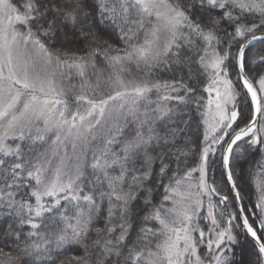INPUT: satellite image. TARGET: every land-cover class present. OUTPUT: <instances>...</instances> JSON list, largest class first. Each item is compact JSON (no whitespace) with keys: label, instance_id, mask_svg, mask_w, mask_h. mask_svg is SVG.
Returning a JSON list of instances; mask_svg holds the SVG:
<instances>
[{"label":"snow or ice","instance_id":"6c2138e0","mask_svg":"<svg viewBox=\"0 0 264 264\" xmlns=\"http://www.w3.org/2000/svg\"><path fill=\"white\" fill-rule=\"evenodd\" d=\"M256 42L264 0H0V264H264Z\"/></svg>","mask_w":264,"mask_h":264},{"label":"trees","instance_id":"16d2710c","mask_svg":"<svg viewBox=\"0 0 264 264\" xmlns=\"http://www.w3.org/2000/svg\"><path fill=\"white\" fill-rule=\"evenodd\" d=\"M107 38L109 39L110 43H112L116 46H119V47H123L122 42L116 38L115 34H110ZM262 48H264V44H262L261 42H258L255 44V47L252 48L251 51H252V53H255ZM100 67H103V65H100ZM244 106H245L244 107L245 112L247 113V111H249L250 109L248 108L247 104H245ZM259 159H260L259 153H256L253 156L249 157L250 165L246 167V168H248V172H246V169H245L244 176H243V182L241 184L242 196L244 198L243 204L245 205L246 212L247 211H252V212L258 211V209H256L254 207V204L256 202L257 195H258L257 194V188H256V176H255V173L257 170L255 169L254 166L251 165V162L255 161V160H259ZM215 179H216L217 184L219 186L223 187V193L222 194H227V195H229V198H232V193H231L229 187L224 183V181L220 175L218 166H217V171L215 172ZM231 205H232V210H233L236 205L234 203ZM0 231H3V229H0ZM249 248H250V245H249ZM78 251L79 250H73L74 253H78ZM248 254H250V253H248ZM248 254H245V260L254 259V257H252L251 255L248 257Z\"/></svg>","mask_w":264,"mask_h":264},{"label":"rangeland","instance_id":"374dc122","mask_svg":"<svg viewBox=\"0 0 264 264\" xmlns=\"http://www.w3.org/2000/svg\"><path fill=\"white\" fill-rule=\"evenodd\" d=\"M258 43V42H257ZM132 72H133V74L134 75H136L137 73H136V70H135V68H133L132 69ZM73 82H76L75 80L73 81ZM245 107V106H244ZM247 108V107H246ZM248 112V111H247ZM246 172H248V168H246ZM210 180H211V174H210ZM257 194H258V192H257ZM227 195V194H226ZM231 204H233V201H232V198H230L229 199V210H232V205ZM246 254H248V253H246ZM250 256V254H248V257Z\"/></svg>","mask_w":264,"mask_h":264},{"label":"water","instance_id":"95a60500","mask_svg":"<svg viewBox=\"0 0 264 264\" xmlns=\"http://www.w3.org/2000/svg\"><path fill=\"white\" fill-rule=\"evenodd\" d=\"M257 34H260L259 32ZM257 43V42H256Z\"/></svg>","mask_w":264,"mask_h":264}]
</instances>
